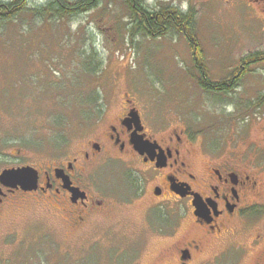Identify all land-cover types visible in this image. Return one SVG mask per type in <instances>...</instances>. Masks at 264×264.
<instances>
[{"label":"rangeland","instance_id":"374dc122","mask_svg":"<svg viewBox=\"0 0 264 264\" xmlns=\"http://www.w3.org/2000/svg\"><path fill=\"white\" fill-rule=\"evenodd\" d=\"M44 2L31 0L32 5ZM261 3L198 0L194 5L197 55L211 80L231 79L242 69V58L264 52ZM129 20L123 0H102L74 19L39 22L27 13L0 27V173L8 165H54L58 135L79 148L120 111L125 95L155 130L184 128L197 167L209 160L232 164L258 182L259 193L250 196L253 208L227 220L218 238H204L206 252L193 264H203L202 258L205 264H264V62L247 64L229 93L209 92L198 84L199 62L184 33L154 38L130 31ZM93 53L100 60L99 73L92 71ZM93 87L106 107L100 123V117L83 114L85 106L76 96ZM70 89L78 98L64 104ZM61 113L65 124L56 127L54 115ZM146 194L132 208L113 210L78 231L40 206L36 196L17 197L2 220L14 222L19 236L42 231L44 264H177V246L202 233L179 211L168 225L179 224L181 233L164 238L147 232L140 222L151 201L149 189Z\"/></svg>","mask_w":264,"mask_h":264},{"label":"flooded vegetation","instance_id":"af4514ba","mask_svg":"<svg viewBox=\"0 0 264 264\" xmlns=\"http://www.w3.org/2000/svg\"><path fill=\"white\" fill-rule=\"evenodd\" d=\"M197 1L153 0L151 5L156 18L179 19L184 14L195 17ZM216 1L230 6L264 2ZM122 99L124 106L120 111L79 148L72 146V139L60 143L54 165L26 164L38 170L36 189L12 188L0 181V246L5 248L0 249V264L45 262L40 242L44 235L40 229L32 231L28 237L19 236L14 222L2 220L7 208L15 207L14 202L21 195L36 196L39 199H35L42 202L40 206L54 210L69 230L78 231L108 218L113 210L132 208L143 200L149 189L150 205L144 219L140 220L147 232L164 238L181 233L184 229L179 224L168 225L179 211L184 218L190 217L192 227L202 233L177 246V264H193L196 256L206 252L204 238H218L227 220L253 208L255 197L250 196L259 193L258 182L247 171L232 164H212L210 160L204 168L197 167L192 163L191 139L184 128L157 131L131 99L125 95ZM101 111L97 123L104 119L106 107ZM131 113L138 114V122ZM134 139L142 146H135ZM19 166L24 165H8L2 170ZM196 196L200 207L195 203ZM173 200L180 205L174 206ZM155 208L159 210L157 214ZM6 223L9 225L5 226ZM200 262L206 263L204 258Z\"/></svg>","mask_w":264,"mask_h":264},{"label":"trees","instance_id":"16d2710c","mask_svg":"<svg viewBox=\"0 0 264 264\" xmlns=\"http://www.w3.org/2000/svg\"><path fill=\"white\" fill-rule=\"evenodd\" d=\"M44 4L32 5L31 0H0V27L5 26L10 22H15L20 16L29 13L33 19L39 22H60L66 19H74L81 14L87 13L93 10L95 7L101 3L102 0H44ZM130 14L129 29L133 33H138L150 37H161L167 34H172L176 31L177 33H184L193 55H196V62L199 66L200 75L197 76L198 84L209 92L213 93H229L234 87L238 86L240 83L241 75L243 69L247 64H255L259 62H264V52L255 51L248 57L242 58L243 67L239 69L231 79H225L222 81L211 80L208 76V72L205 69V65L201 62V58L197 55L200 53L199 41L197 40L194 27L192 22L194 21L193 15L184 14L181 18L176 19V17H162L156 18L153 14V7L148 0H123ZM166 28H171L166 30ZM96 52V51H95ZM96 56V58H95ZM90 57L95 59V63H92V71L98 72L101 68L100 60L98 59L96 53H93ZM91 63V62H90ZM196 66V68H198ZM99 73V72H98ZM56 84V83H55ZM53 85L54 89L58 90L61 88V83H57L58 88ZM72 85V84H71ZM69 86L72 88V86ZM43 88V87H42ZM85 90L87 88L84 87ZM68 94L64 96V104H73L75 98L79 96L80 104L85 106L83 114L89 117L101 116V109L104 107L102 104L100 95L101 92L98 88H91L90 93H85L83 89L79 95L72 94V90L67 91ZM54 122L52 124L56 127L65 124L64 114H55ZM61 135H58L56 139L57 145L60 143L68 142L64 141ZM68 140V139H67ZM6 141L5 143H7Z\"/></svg>","mask_w":264,"mask_h":264},{"label":"water","instance_id":"95a60500","mask_svg":"<svg viewBox=\"0 0 264 264\" xmlns=\"http://www.w3.org/2000/svg\"><path fill=\"white\" fill-rule=\"evenodd\" d=\"M134 120L138 122V114L131 113ZM135 146L139 147L141 143L134 139ZM142 146V145H141ZM38 170L31 165H24L13 168H5L0 173V181L9 187L18 188L21 187L24 190H34L38 186ZM195 198V203L200 207L199 198Z\"/></svg>","mask_w":264,"mask_h":264}]
</instances>
